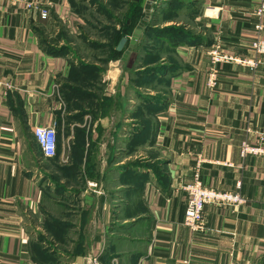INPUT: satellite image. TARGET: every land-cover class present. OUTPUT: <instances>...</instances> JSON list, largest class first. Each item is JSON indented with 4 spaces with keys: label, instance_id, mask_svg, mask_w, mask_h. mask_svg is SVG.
I'll list each match as a JSON object with an SVG mask.
<instances>
[{
    "label": "crops",
    "instance_id": "0c3cea01",
    "mask_svg": "<svg viewBox=\"0 0 264 264\" xmlns=\"http://www.w3.org/2000/svg\"><path fill=\"white\" fill-rule=\"evenodd\" d=\"M169 2L154 0L153 15L175 6L177 24L193 35L184 44L165 39L167 53L152 66L164 89L131 81L129 68L137 73L144 61L140 55L131 65L134 54L153 43L142 40L159 26L149 24L83 105L64 89L74 74L70 60L45 51L39 39L43 10L77 27L72 0H0V77L11 84L0 88V264H37L33 221L45 222L40 169L51 159L35 139L38 126L56 128L53 174L77 187L92 233L87 256L74 264L92 257L100 264H264V157H240L245 129L264 132V64L225 63L216 84L208 82L210 46L251 54V42L264 38V14H257L264 0ZM199 158L207 185L232 190L241 180L247 202L208 208L207 231L194 234L182 223L183 187Z\"/></svg>",
    "mask_w": 264,
    "mask_h": 264
},
{
    "label": "rangeland",
    "instance_id": "374dc122",
    "mask_svg": "<svg viewBox=\"0 0 264 264\" xmlns=\"http://www.w3.org/2000/svg\"><path fill=\"white\" fill-rule=\"evenodd\" d=\"M134 1L72 0L74 13L78 20L77 27L73 29L69 27L70 25L55 18V20L50 19V17L43 19L39 24V39L43 49L51 54L66 56L70 60L74 74L71 76L72 82L65 84L64 89L69 90L68 95L77 98L80 104L91 103L83 97L89 94L88 90L103 88L105 86V83H102L103 76L108 70H114L120 62L122 53L116 51V43L120 36L131 38L133 34V25L137 24L135 21L137 13L132 15L136 10L135 4L132 3ZM144 1L141 0L139 4L143 18L145 16ZM173 1L170 0L169 3ZM179 1L182 2V0ZM171 6L167 7L166 11L156 9L154 15L151 11L150 19L145 25L159 24V26L156 29H150L142 40L145 43L148 37L154 40L153 43L143 47L132 58L131 65L140 55L143 58L141 60H144L143 62L138 61L137 73L132 72L134 67L129 68L133 84L164 89V83H154L153 80L157 77L153 78L152 73L158 67L152 66L157 63L160 66L161 62L158 59L167 53L164 45L165 39L171 43L184 44L183 42L193 35L191 28L177 24L180 18L173 12L176 7ZM153 17L156 20H152ZM181 20L190 22L189 16L188 18L182 16ZM146 52L150 54L147 59H145ZM154 61L156 63L152 64ZM140 90L144 95L146 91ZM91 92L98 93L96 90H91ZM71 103L76 104L69 99V104ZM123 128L124 132L130 131L129 127L123 126ZM40 170L42 172L40 181L47 192L42 205L45 222L33 221L35 261L37 264H55L54 260L74 264L77 257L87 256L89 235L92 234L85 229L86 215L81 209L78 189L77 187L69 189L67 183L61 182L60 178L53 174V158L46 160Z\"/></svg>",
    "mask_w": 264,
    "mask_h": 264
},
{
    "label": "built area",
    "instance_id": "2783aa9c",
    "mask_svg": "<svg viewBox=\"0 0 264 264\" xmlns=\"http://www.w3.org/2000/svg\"><path fill=\"white\" fill-rule=\"evenodd\" d=\"M257 14H264V4L257 10ZM42 19L48 18V12L43 10ZM263 30V25H257V31ZM251 54L228 53L222 51L218 45L209 47L210 68L208 70V82L214 86L218 79V67L225 63L256 69L264 64V38L260 36L251 42ZM0 88H11L7 80L0 77ZM245 138L240 145V157L244 160L250 156L264 157V132L248 126L245 129ZM34 136L45 157L56 156L58 150V133L53 126H38L34 131ZM204 159L199 158L193 167L192 180L186 183L183 191L186 194V205L182 223L196 233L207 231V210L208 208H237L247 202L243 194V183L236 182L232 190L217 189L207 185L202 176V166ZM85 264H100L98 258L92 257Z\"/></svg>",
    "mask_w": 264,
    "mask_h": 264
},
{
    "label": "water",
    "instance_id": "95a60500",
    "mask_svg": "<svg viewBox=\"0 0 264 264\" xmlns=\"http://www.w3.org/2000/svg\"><path fill=\"white\" fill-rule=\"evenodd\" d=\"M153 0H147L145 4V16L141 22L138 23L133 31L131 38L122 37L116 47L118 52H122V61H127L131 53L132 48L137 44L140 36L143 33L146 22L149 21L151 16Z\"/></svg>",
    "mask_w": 264,
    "mask_h": 264
},
{
    "label": "trees",
    "instance_id": "16d2710c",
    "mask_svg": "<svg viewBox=\"0 0 264 264\" xmlns=\"http://www.w3.org/2000/svg\"><path fill=\"white\" fill-rule=\"evenodd\" d=\"M140 2H141V0H135V3L134 2H132V3H134L135 4V7H136V10H135V12H133L132 13V15L134 16L136 13H137V15H138V19H142L143 18V15H141L140 13L141 12H139L140 11V6H139V4H140ZM137 10H138V12H137ZM135 13V14H134ZM137 17V16H136ZM136 19V18H135ZM123 36H120L119 38H118V41H117V43H116V47H117V45H118V43H119V41H120V39L122 38ZM118 52V51H117ZM118 53H122V52H118Z\"/></svg>",
    "mask_w": 264,
    "mask_h": 264
}]
</instances>
